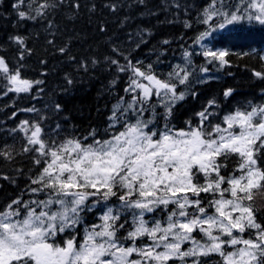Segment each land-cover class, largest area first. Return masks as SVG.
Listing matches in <instances>:
<instances>
[{
  "label": "snow or ice",
  "instance_id": "snow-or-ice-1",
  "mask_svg": "<svg viewBox=\"0 0 264 264\" xmlns=\"http://www.w3.org/2000/svg\"><path fill=\"white\" fill-rule=\"evenodd\" d=\"M62 3L28 0L25 11L20 7L25 0H19L12 7L19 20L35 21ZM231 7L213 0L204 9L200 22L208 27L193 41L200 51L185 50L184 66L176 65L166 78L158 77L150 64L142 70L138 66L142 62L134 64L120 48H112L125 63L111 57L106 60L118 72L131 73L124 89L131 99L120 97L113 106L105 130L108 138H97L94 130L83 139L72 133L61 135L64 129L59 123L45 130L40 122H21L20 130L30 132L23 151L35 153L38 166L28 191L46 198L25 201L18 197L0 209V264H209L201 258L210 256L220 258L215 264H264V224L257 221L252 204L254 191L264 190V104L249 101L213 123L210 117L215 114L209 109L216 101L211 100L196 114V124L185 121L186 127L177 129L170 120L176 103L185 99L178 86H191L194 52L207 64L220 68L229 64L228 50L202 43L217 30L210 22L222 18L220 29L244 18L264 25V0H240L235 10L229 11ZM48 26L53 27L51 21ZM9 39L17 46L18 58L12 65L0 56V95L30 93L45 81L23 78V61L32 50L21 36ZM58 51L66 53L67 45ZM96 63L93 59L92 64ZM81 66L87 71L86 65ZM253 75L264 80V72ZM197 82L205 81L198 77ZM232 91L226 90L225 98ZM157 105L164 109L162 127L156 120ZM54 107L62 110L58 103ZM22 110L37 111L34 107ZM149 111L152 116L145 119ZM0 155L12 159L11 152ZM233 156L239 175L225 176L221 169ZM92 197L98 199L89 203ZM112 197H117L119 206L107 204ZM100 199L105 202L100 223L84 227L81 234L82 213L91 212ZM158 209L165 214L162 218L145 219ZM125 213L131 214L130 223ZM120 229L126 234L120 235Z\"/></svg>",
  "mask_w": 264,
  "mask_h": 264
},
{
  "label": "trees",
  "instance_id": "trees-1",
  "mask_svg": "<svg viewBox=\"0 0 264 264\" xmlns=\"http://www.w3.org/2000/svg\"><path fill=\"white\" fill-rule=\"evenodd\" d=\"M18 2L0 0V56L15 65L17 46L9 37H23L26 47L32 51L25 56L22 76L29 80L41 79L45 83L34 86L27 94L0 95V153L12 154V159L0 155V209L18 197L25 201L46 198L43 193L34 195L28 191L30 177L35 175L38 166L33 160L35 153L23 151L28 146L26 135L30 132L20 130L22 121L27 120L29 125L40 122L45 130L55 128L59 123L64 129L61 135L72 133L81 139L93 130L97 138H108L105 130L110 123L113 106L118 104L120 97L131 99L124 92L131 73L118 72L116 66L106 60V57H111L125 63L122 57L112 52V48H120L134 64L142 62L138 65L142 70L150 64L158 77L166 78L173 67L184 66L185 50L200 51V45L193 41L208 27L200 21L204 18V9L213 0H64L58 8L49 10L46 18L35 21L19 20L17 10L12 7ZM216 2L218 5L221 2L232 5L229 11L235 10L234 5L238 4V0ZM27 3L25 0L21 10H28ZM221 20L214 18L210 22L217 25V30L207 41L211 48L229 51L226 57L229 64L220 68L218 64H207L202 55L193 53L195 70L189 77L191 86L187 89L184 85L178 86L177 91L184 92L185 99L176 103L170 117L171 124L177 129L186 127L185 121L198 123L196 114L208 107L211 100L216 101V106L209 109L215 114L210 117L213 123L221 122L225 114L249 101L264 104V80L253 75L254 71L264 72V60L260 59L264 56V25L244 18L220 29L218 24ZM49 21L52 28L48 26ZM186 23L191 27H185ZM48 40L53 43L49 44ZM65 45L67 52L61 54L58 49ZM93 59L97 60L95 65L92 64ZM201 67L208 71L201 72ZM65 77L71 78L73 83L68 84ZM198 77L205 82L198 83ZM41 88L42 92L39 91ZM228 89L233 91L225 98L224 92ZM192 92L196 95L193 96ZM152 102L157 103V98L153 97ZM57 103L62 108L59 112L54 107ZM33 107L36 112L22 110ZM163 111L157 105L155 112L159 115L156 120L160 127L164 124ZM41 116H44L43 120ZM151 116L150 111L144 114L145 119ZM236 164L237 158L230 157L226 167L221 169L222 174L238 175ZM261 164L264 166V160ZM206 195L201 194L202 197ZM97 199L92 197L89 203ZM104 204L100 199L91 212L82 213L83 223L78 226L81 234L84 227L100 223L99 213L103 212ZM107 204L115 207L120 205V201L112 197ZM252 204L257 221L264 224V190L254 191ZM125 214L130 223L131 214ZM164 215L158 209L155 213L146 214L145 219L151 222L153 217L162 218ZM128 226L126 224L125 229ZM125 229H120L119 234H126ZM194 235L200 236L199 233ZM125 243L130 244L131 241ZM201 259L215 264L220 258L210 256Z\"/></svg>",
  "mask_w": 264,
  "mask_h": 264
},
{
  "label": "rangeland",
  "instance_id": "rangeland-1",
  "mask_svg": "<svg viewBox=\"0 0 264 264\" xmlns=\"http://www.w3.org/2000/svg\"><path fill=\"white\" fill-rule=\"evenodd\" d=\"M202 43H204V44H207V46L209 47V42H207V41H203ZM188 245H185V247H187ZM133 258H135V257H133Z\"/></svg>",
  "mask_w": 264,
  "mask_h": 264
}]
</instances>
